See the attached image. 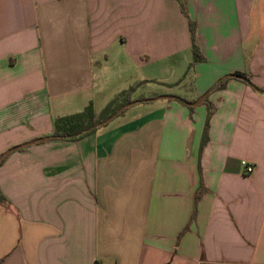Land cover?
I'll return each mask as SVG.
<instances>
[{
  "label": "crops",
  "instance_id": "1",
  "mask_svg": "<svg viewBox=\"0 0 264 264\" xmlns=\"http://www.w3.org/2000/svg\"><path fill=\"white\" fill-rule=\"evenodd\" d=\"M131 89L0 165V264H264V0H0V160Z\"/></svg>",
  "mask_w": 264,
  "mask_h": 264
},
{
  "label": "trees",
  "instance_id": "2",
  "mask_svg": "<svg viewBox=\"0 0 264 264\" xmlns=\"http://www.w3.org/2000/svg\"><path fill=\"white\" fill-rule=\"evenodd\" d=\"M182 11L186 14L184 3H182ZM190 29H191V34H192V51H193L192 65H193L198 62L204 61V57L202 56L200 49L196 44V39H195L196 38V27L193 22H190ZM234 77L239 78L243 80L244 82H246L247 84H250L251 86H253V84L250 82V78L245 75L237 73L234 75ZM224 81L225 80H223L219 85L214 87L213 90L219 89L221 84ZM133 90L134 89H131L127 92L126 98L124 99L121 105L117 107H115L113 103L109 105L105 110V113H104L105 116L99 120L96 119L93 103H90L80 113L57 119L54 124V134L52 135V137L46 138L43 142H40V143H44L48 140L74 141V140L81 139L89 134L94 133L99 128L96 126L100 122L112 117L122 106L132 103L130 96ZM207 101L208 99H206L201 105L207 103ZM124 112L125 111H123L119 116L123 115ZM212 114H213V111L210 108L208 117L206 119L205 127H204L200 150L204 148V146L207 144L209 140V125H210ZM6 158L7 156L0 160V165L6 160Z\"/></svg>",
  "mask_w": 264,
  "mask_h": 264
},
{
  "label": "water",
  "instance_id": "3",
  "mask_svg": "<svg viewBox=\"0 0 264 264\" xmlns=\"http://www.w3.org/2000/svg\"><path fill=\"white\" fill-rule=\"evenodd\" d=\"M230 77H234V75H231ZM208 95H203L200 99H198L197 101L195 102H185V104L189 107H197L199 105H201L206 99H207ZM172 97L170 96H162L160 97L159 99H171ZM152 101V100H151ZM133 103L131 104H126L124 106H122L112 117L100 122L96 127H102L104 125H107L108 123H110L113 119H115L116 117H118L123 111H125L128 107H130ZM46 138H40V139H37L35 141H32V142H29V143H26V144H23V145H20L18 147H15V148H12L10 149L9 151H7L2 157L1 159H3L4 157L8 156L11 152L15 151V150H18L20 148H23V147H27V146H30V145H34V144H37V143H40V142H43Z\"/></svg>",
  "mask_w": 264,
  "mask_h": 264
},
{
  "label": "built area",
  "instance_id": "4",
  "mask_svg": "<svg viewBox=\"0 0 264 264\" xmlns=\"http://www.w3.org/2000/svg\"><path fill=\"white\" fill-rule=\"evenodd\" d=\"M242 167L244 168V174L245 175H252L256 171V167L254 164L249 163L247 161H243L241 163Z\"/></svg>",
  "mask_w": 264,
  "mask_h": 264
},
{
  "label": "rangeland",
  "instance_id": "5",
  "mask_svg": "<svg viewBox=\"0 0 264 264\" xmlns=\"http://www.w3.org/2000/svg\"><path fill=\"white\" fill-rule=\"evenodd\" d=\"M121 99H122V98H121ZM120 101H122V100H120ZM104 116H105V115H103L102 118H103ZM48 141H50V140H48Z\"/></svg>",
  "mask_w": 264,
  "mask_h": 264
}]
</instances>
